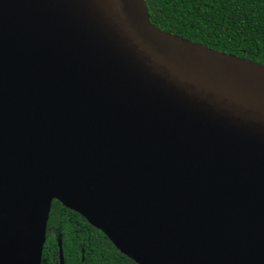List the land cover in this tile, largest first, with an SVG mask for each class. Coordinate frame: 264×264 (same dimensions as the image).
I'll use <instances>...</instances> for the list:
<instances>
[{
  "label": "water",
  "instance_id": "95a60500",
  "mask_svg": "<svg viewBox=\"0 0 264 264\" xmlns=\"http://www.w3.org/2000/svg\"><path fill=\"white\" fill-rule=\"evenodd\" d=\"M53 200L137 264H264V65L145 0H0V264H41Z\"/></svg>",
  "mask_w": 264,
  "mask_h": 264
},
{
  "label": "trees",
  "instance_id": "16d2710c",
  "mask_svg": "<svg viewBox=\"0 0 264 264\" xmlns=\"http://www.w3.org/2000/svg\"><path fill=\"white\" fill-rule=\"evenodd\" d=\"M157 28L264 65V0H145ZM137 264L77 212L53 200L41 264Z\"/></svg>",
  "mask_w": 264,
  "mask_h": 264
},
{
  "label": "bare ground",
  "instance_id": "6f19581e",
  "mask_svg": "<svg viewBox=\"0 0 264 264\" xmlns=\"http://www.w3.org/2000/svg\"><path fill=\"white\" fill-rule=\"evenodd\" d=\"M40 195H41V199H42V205L43 207H45V205L52 200L53 198H59L61 199V195L59 194V192L53 188V187H49V186H43L40 190ZM119 248H121L120 246H118Z\"/></svg>",
  "mask_w": 264,
  "mask_h": 264
}]
</instances>
